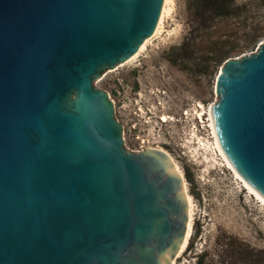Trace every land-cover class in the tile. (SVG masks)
<instances>
[{"label": "water", "instance_id": "95a60500", "mask_svg": "<svg viewBox=\"0 0 264 264\" xmlns=\"http://www.w3.org/2000/svg\"><path fill=\"white\" fill-rule=\"evenodd\" d=\"M165 0H0V264H172L189 223L168 156L125 147L97 80ZM212 118L264 196V42L219 68Z\"/></svg>", "mask_w": 264, "mask_h": 264}, {"label": "rangeland", "instance_id": "374dc122", "mask_svg": "<svg viewBox=\"0 0 264 264\" xmlns=\"http://www.w3.org/2000/svg\"><path fill=\"white\" fill-rule=\"evenodd\" d=\"M191 1L174 0L162 32L141 55L113 72L107 69L96 83L110 92L128 150L141 151L145 140L144 149L166 148L183 169L196 215L177 264H264V211L229 168L214 165L209 122L203 139L183 133L188 108L215 102L224 61L253 53L264 42V0H233L229 14H213L208 21L189 7ZM165 114L179 121L164 123ZM199 138L208 144L204 153Z\"/></svg>", "mask_w": 264, "mask_h": 264}, {"label": "bare ground", "instance_id": "6f19581e", "mask_svg": "<svg viewBox=\"0 0 264 264\" xmlns=\"http://www.w3.org/2000/svg\"><path fill=\"white\" fill-rule=\"evenodd\" d=\"M173 4H174V0H165L164 1L162 13H161V16H160V19H159V22H158V25H157V28H156L154 34L151 37H148L144 41V43L141 45L139 50L132 57H130L127 61L118 64L117 65L118 68H116L115 70H117V69L121 68L122 66H125L129 63L134 62L141 55V53L147 48V46L151 43V41L154 38H156L162 32V30L164 28V24H165V19L171 13V11L173 9ZM115 70L112 69V72ZM212 105H211V107H206L202 102H196L192 105V107L188 108L186 110V112L184 113V117H185L184 121L188 123V127L185 128V130H183L184 131L183 133L185 134V137H187L188 134H190L193 137H196L197 133H200L199 137L201 139H203V137L205 135L201 136V133H203V130L205 129V122L208 121L209 123L207 126L211 130L213 143L215 144V146H214L215 151L213 152V155L216 156L214 158L215 159L214 165L217 167L218 170L224 169V167L229 168L233 173V178L235 179V181H237L238 183H240V182L242 183V185L249 191V193L252 195V197L256 200V202H257L258 206L261 208V210L264 211V196L260 192H258L249 182H247L242 177V175L236 170V168L233 166V164L231 163V161L229 160V158L226 156V154L224 153V151L222 149V146L220 144V141H219V138H218V135L216 132V127H215V124H214V121H213V118L211 115ZM205 116H207L206 120H205ZM160 120L164 123H166V122L174 123V122L179 121V119H177L175 116L167 115V114L160 117ZM204 134H205V132H204ZM200 138H199L198 144L201 146V149H202L201 153H204L205 150H208V147H207L208 144L205 142V139L201 140ZM149 148H154V149H157V150L164 152L168 156L169 160L171 161V163L174 166L175 170L177 171L178 175L183 177V185H184L185 192L187 195L188 207H189V223H188V229L186 232V236H185L182 248L172 263V264H177L178 258H180L185 253V251L188 247V244L190 243V239H191V236L193 233V227H194L193 225L195 222V215H196L195 200L189 191V184L185 178L183 169L180 166L179 162L176 160V158L166 148H164L162 146L149 147Z\"/></svg>", "mask_w": 264, "mask_h": 264}, {"label": "trees", "instance_id": "16d2710c", "mask_svg": "<svg viewBox=\"0 0 264 264\" xmlns=\"http://www.w3.org/2000/svg\"><path fill=\"white\" fill-rule=\"evenodd\" d=\"M233 0H192L189 4L190 8L205 13V21L213 18L215 15H227L230 12V3Z\"/></svg>", "mask_w": 264, "mask_h": 264}, {"label": "built area", "instance_id": "2783aa9c", "mask_svg": "<svg viewBox=\"0 0 264 264\" xmlns=\"http://www.w3.org/2000/svg\"><path fill=\"white\" fill-rule=\"evenodd\" d=\"M144 141H145V140H143V144L141 145V149H142V150H143L144 147H145V146H144Z\"/></svg>", "mask_w": 264, "mask_h": 264}]
</instances>
